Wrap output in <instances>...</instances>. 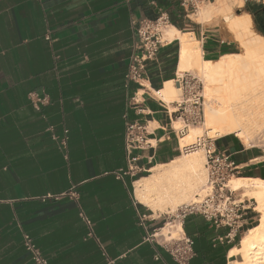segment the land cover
<instances>
[{
  "label": "crops",
  "instance_id": "1",
  "mask_svg": "<svg viewBox=\"0 0 264 264\" xmlns=\"http://www.w3.org/2000/svg\"><path fill=\"white\" fill-rule=\"evenodd\" d=\"M161 13L200 42L208 60L231 51L180 0H0V264H37L25 235L47 264H176L152 238L162 219L137 200L135 184L183 157L176 102L168 106L157 95L168 83L178 87L179 38L147 64L144 88L126 77L134 22ZM135 121L150 146L133 151L142 172L131 177L127 129ZM214 145L241 178L264 180V154L232 134ZM251 220L246 213L239 238L228 243L227 227L187 216L190 264L241 261L229 254Z\"/></svg>",
  "mask_w": 264,
  "mask_h": 264
},
{
  "label": "bare ground",
  "instance_id": "2",
  "mask_svg": "<svg viewBox=\"0 0 264 264\" xmlns=\"http://www.w3.org/2000/svg\"><path fill=\"white\" fill-rule=\"evenodd\" d=\"M243 5L244 0H217L203 7L196 14V20L205 23L217 16L228 17L233 7ZM226 28L245 53L228 54L215 61L205 60L200 42L187 34L172 26L164 32L166 41L178 37L181 42L180 74L197 71L204 81L206 108L203 127H191L180 140L184 151L189 147L184 157L154 168L149 177L135 184L137 200L155 214L174 212L177 207L188 204L192 195L203 187L206 162L203 150L194 145L204 132L217 137L235 134L248 144L252 132L264 127V37L253 31L249 13L231 18ZM157 95L170 106L180 101L181 89L168 83ZM177 126L179 129V123ZM228 187L233 193L243 192L240 201H255V209L261 215L257 225L242 237L239 246L230 251L232 259L240 256L242 260L230 264H264V180L234 177ZM197 202H200L198 198L192 203ZM179 233H183L182 225L168 222L158 237L167 239L171 234L174 238Z\"/></svg>",
  "mask_w": 264,
  "mask_h": 264
},
{
  "label": "built area",
  "instance_id": "3",
  "mask_svg": "<svg viewBox=\"0 0 264 264\" xmlns=\"http://www.w3.org/2000/svg\"><path fill=\"white\" fill-rule=\"evenodd\" d=\"M182 6L196 13L201 4L206 0H180ZM137 41L135 52L131 57L127 80L144 88V80L147 64L156 60L158 53L167 42L164 39V32L171 26V20L167 13H161L156 19H142L134 22ZM177 86L182 91L181 100L176 102L177 120L181 121V127L176 132L181 137L188 133L189 128L201 125L204 122L205 99L201 93V82L190 72L182 73L177 77ZM138 92L135 95L136 105ZM31 98L37 102H43L37 94L33 93ZM38 106V105H37ZM147 130L139 122L128 124L127 129V151L129 169L126 174L131 177L137 176L142 170L137 166V157L132 153L136 149H144L150 146L147 140ZM196 148L202 149L205 153V167L207 170V186L204 190L205 196L197 203H190L178 207L175 213L171 214L173 223H180L189 215L201 214L204 218L216 226L227 227L229 233L227 242L232 243L239 238L245 226L246 207L232 199L233 192L229 189L230 181L240 174V168L225 151H218L214 145V139L208 135L198 138ZM61 148H66V141L62 140ZM185 148V152L188 151ZM200 197V196H199ZM166 226V224H165ZM164 226V227H165ZM163 227V228H164ZM162 228H157L152 238L162 246L173 258L176 264H190L195 256L194 240L183 233L177 237L170 234L165 237H158ZM24 246L32 260L37 264H47L42 257L40 250L32 242L29 235L24 236Z\"/></svg>",
  "mask_w": 264,
  "mask_h": 264
},
{
  "label": "rangeland",
  "instance_id": "4",
  "mask_svg": "<svg viewBox=\"0 0 264 264\" xmlns=\"http://www.w3.org/2000/svg\"><path fill=\"white\" fill-rule=\"evenodd\" d=\"M216 1L217 0H206L203 4L200 5V7H199V9H198V11L196 13H192V14H194L192 16V19H194L196 21V14L201 9H203V7H205V6L209 5V4H214V3H216ZM262 3L264 4V0H244V5L242 7H238V6L233 7V11H232L230 16H228V17L217 16L216 18H214L213 20H211L209 22H205V23L202 22L201 24L204 25L206 28H208V32H206L205 34L214 35L215 39L225 41V45H227V44L231 45L232 47H231V51L229 52V54H243V53H245L243 47L236 41V39L233 36V34L230 33L229 30L226 28V22L230 21L231 18L235 17L236 15L240 16V15H242L244 13H249L252 16V20H253V28L252 29H253V31L256 34L260 35L258 33V31L256 30V24H255V20H254V15L253 14H257V13L259 14V12H261ZM203 58L208 60V58H206V57H203ZM190 73L193 76H195L197 79L200 80V82H201V86H200L201 90L200 91H201V93L203 94V97H204V88H205L204 86L205 85H204V81L202 80L200 74L197 73V71H191ZM181 95H182V91H181ZM204 99H205V97H204ZM179 100H181V97L179 98ZM205 108H206V104L204 103V113H205ZM204 122H205V119H204ZM204 122L201 125H196V126H193V127H203ZM179 127H181V124H180ZM262 128L260 130H254L252 132L251 140H250V142L248 144L245 142L244 139H241V141L244 143V145L246 147H248L250 149H253L257 153L264 154V127H262ZM203 135H207V133L204 132ZM232 135H235V134H232ZM209 137L212 138V139L217 138V136H213L211 134H210ZM184 152L185 151L182 149L181 152H180V156L183 155V157H184ZM203 156L205 158L204 151H203ZM205 162H206V159H205ZM207 177H208L207 176V170L205 169V182H204V185H203L202 188L199 189V193L195 192L192 195V199H190L191 201L188 202V204L192 203L193 201H196V198H198L199 201H200L205 196L204 190L206 189V186H207ZM236 177L237 178H241V174L237 175ZM197 194H198V196H196ZM242 194H243L242 191L235 192L232 195V199L234 201H237L238 203H240V200L242 199L241 198ZM193 196H194V198H193ZM242 204H243V206L246 207V210H247L246 213H248V215L251 214V216H252V220H251L252 221V225L248 226V229H246V231L241 235L240 240L242 239V237H244L246 235V233H247V231L249 229H251V228H253V227H255L257 225V223L259 221V218L261 216L258 213V211L255 209L256 206H257L255 201L250 200V199H245L244 202H242ZM177 208H176V210H177ZM176 210H174V212H172V213H170L168 215L161 214V213L158 214V216H161V219H162V223L159 225V228L160 227L163 228L165 226V224H167L168 222L173 223V218L171 217V214L175 213ZM147 211H148V213H151V211L149 209H147ZM178 235L179 234H175L174 237H177Z\"/></svg>",
  "mask_w": 264,
  "mask_h": 264
},
{
  "label": "trees",
  "instance_id": "5",
  "mask_svg": "<svg viewBox=\"0 0 264 264\" xmlns=\"http://www.w3.org/2000/svg\"><path fill=\"white\" fill-rule=\"evenodd\" d=\"M253 15H254V20H255V24H256V30L258 31V33L261 36L264 37V13H262V14L257 13V14H253ZM225 54H227V53H225ZM217 59H215V60H217ZM241 177H244V176H241Z\"/></svg>",
  "mask_w": 264,
  "mask_h": 264
}]
</instances>
